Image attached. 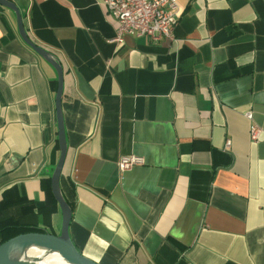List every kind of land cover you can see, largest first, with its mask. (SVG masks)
Here are the masks:
<instances>
[{
    "label": "crops",
    "instance_id": "0c3cea01",
    "mask_svg": "<svg viewBox=\"0 0 264 264\" xmlns=\"http://www.w3.org/2000/svg\"><path fill=\"white\" fill-rule=\"evenodd\" d=\"M8 1L62 67L59 189L81 255L264 264V0H175L173 41L122 43L103 0ZM56 90L0 7V241L18 228L60 234ZM130 156L142 164L119 171Z\"/></svg>",
    "mask_w": 264,
    "mask_h": 264
},
{
    "label": "water",
    "instance_id": "95a60500",
    "mask_svg": "<svg viewBox=\"0 0 264 264\" xmlns=\"http://www.w3.org/2000/svg\"><path fill=\"white\" fill-rule=\"evenodd\" d=\"M0 7L7 8L15 14L21 39L37 55L48 62L54 68L57 74L55 110L60 156L50 181L52 195L58 203L62 215L61 231L57 236L46 232H28L19 234L1 243L0 264H33L31 262L21 260V257H23L24 253L33 247L43 248L45 250L57 253L71 264H97L81 255V253L75 248L72 241L70 240L68 226L71 220V210L61 197L59 189V177L67 149L63 128V119L61 115L62 67L57 59L49 51L37 46L29 40L23 27L20 13L13 3L9 2L8 0H0Z\"/></svg>",
    "mask_w": 264,
    "mask_h": 264
},
{
    "label": "built area",
    "instance_id": "2783aa9c",
    "mask_svg": "<svg viewBox=\"0 0 264 264\" xmlns=\"http://www.w3.org/2000/svg\"><path fill=\"white\" fill-rule=\"evenodd\" d=\"M103 4L116 23L114 42L122 43L127 36L174 40L173 29L180 13L175 0H103ZM246 117L252 119L250 113ZM258 135V128L251 126V140L256 141ZM228 145L229 141L225 146ZM141 164L139 157H123L118 162V169L122 172Z\"/></svg>",
    "mask_w": 264,
    "mask_h": 264
},
{
    "label": "bare ground",
    "instance_id": "6f19581e",
    "mask_svg": "<svg viewBox=\"0 0 264 264\" xmlns=\"http://www.w3.org/2000/svg\"><path fill=\"white\" fill-rule=\"evenodd\" d=\"M21 260L33 264H71L59 254L37 247L28 249L21 257Z\"/></svg>",
    "mask_w": 264,
    "mask_h": 264
},
{
    "label": "trees",
    "instance_id": "16d2710c",
    "mask_svg": "<svg viewBox=\"0 0 264 264\" xmlns=\"http://www.w3.org/2000/svg\"><path fill=\"white\" fill-rule=\"evenodd\" d=\"M28 232H41L42 233L44 231L43 230H40V229H35V228H30V229H21V228H18V229H15L14 231H12V233L9 236L3 238L0 241V244L3 243V242H5V241H7V240H9L10 238H13V237L19 235V234L28 233Z\"/></svg>",
    "mask_w": 264,
    "mask_h": 264
}]
</instances>
